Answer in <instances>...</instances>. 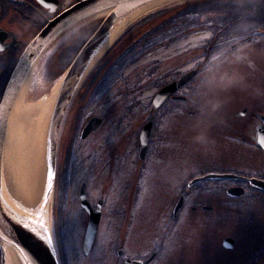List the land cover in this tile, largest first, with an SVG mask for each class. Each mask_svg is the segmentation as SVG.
I'll list each match as a JSON object with an SVG mask.
<instances>
[{"label":"flooded vegetation","instance_id":"af4514ba","mask_svg":"<svg viewBox=\"0 0 264 264\" xmlns=\"http://www.w3.org/2000/svg\"><path fill=\"white\" fill-rule=\"evenodd\" d=\"M76 1L78 0H73L72 3ZM71 4L68 2L63 6L61 1L56 11L51 13V5L44 6L36 0H0V103L3 101L7 82L27 44L51 18ZM235 21L240 22L238 19ZM238 40L232 49L233 56L224 55L218 60L220 65L228 66L227 78L218 88L220 100L193 98L191 95H196L197 88H190L191 80L174 93L184 95L186 98L183 100L168 97L157 108L152 107L151 99L128 100L132 106L140 102L137 113L145 112L137 120L133 118L134 108L119 110L120 115L116 122L124 127L120 128L123 132L115 141L108 140V137L104 147L110 155L113 146L117 150L115 154L119 150L121 154L116 161L113 159L111 168L107 167V164H111V158L104 159L102 167L114 171L120 169L119 173H123L122 175H128V169L134 170L129 180L131 183H128L131 194L125 195L127 198L122 200L125 201L123 206L137 192L136 196L139 198L141 193L142 199L144 187L149 183L154 185L150 184V187L157 189L169 182L174 174L178 177L180 174L187 175L183 181V193L179 194L183 197V202L181 207L174 211L177 199L166 217H155L158 224L152 228V218L149 223H145L141 218L127 217L126 206L124 211L104 212L109 203L107 196L97 197L85 187L91 209L94 210L98 200H101L98 230L104 221L106 231L99 236L97 230L89 250L84 253L83 239L88 213L78 204L79 187L83 183L81 181L78 187L76 186L74 200L84 222L80 224L82 229L78 236L73 239L72 249L76 255L73 264H135V261H145L150 256L153 258L145 264H264V186L259 185L264 183V150L255 145L256 138L264 137V35ZM202 64L203 61L198 65L194 64L193 68H198L196 76L216 69H202ZM247 75L256 79L253 85L247 83ZM186 87L187 91L183 93L182 90ZM98 100L104 104L111 101L106 98ZM176 109L186 114L176 115ZM129 110L134 114L129 115ZM151 115L148 146L141 157L139 135ZM93 116L100 117L101 121L97 127L100 128L105 122V116L90 117ZM185 117L187 118L184 120ZM188 117L197 118V121L189 120ZM181 120L188 125L183 126ZM197 128L202 139L203 128L205 136L210 135L211 139H215L213 135L216 136L215 150L209 151L205 145L199 147L197 140H194L190 145L182 146L180 143L177 147H164L168 154L165 158L159 152L163 147L151 146L150 140L154 131L171 142L169 138L173 131L186 133L187 130L190 132L191 129ZM160 129L163 131L159 132ZM130 132L132 151L129 167L126 162L120 164L121 159L126 160V152L122 151L123 147L120 148V145L127 143L125 138ZM85 139L79 142H87ZM74 150H78L77 147ZM85 150V154L80 151V157L75 155V160H88L89 147ZM177 156H183V159L182 164L176 168L174 165ZM192 165H197L201 174H197ZM208 173H218L225 177L191 183L193 178ZM126 191L125 189L124 192ZM157 191L160 192L159 189ZM239 191L241 194H237ZM60 213L59 226L63 235L61 234V239L58 238L62 245L59 252L66 250L67 246L66 241L64 242L67 210L63 211L62 207ZM109 213H112V217H109ZM109 221L111 227L108 226ZM147 226L151 229L145 233ZM145 234L151 241L144 242ZM5 247V243L0 241V264H12ZM73 255L62 252L60 264H68Z\"/></svg>","mask_w":264,"mask_h":264},{"label":"rangeland","instance_id":"374dc122","mask_svg":"<svg viewBox=\"0 0 264 264\" xmlns=\"http://www.w3.org/2000/svg\"><path fill=\"white\" fill-rule=\"evenodd\" d=\"M62 5L65 6L71 4L73 0H61ZM236 2L232 3H243L250 4L255 6L252 1L254 0H235ZM260 1V0H258ZM71 2V3H70ZM202 2H231L230 0H184L182 2H177L169 5H164L161 7H157L148 12H145L135 19L131 20L122 30L121 32L114 38V40L102 51V53L97 57L99 58L92 69L88 73L90 78V82L93 85L96 84L94 79L98 78V68L100 67L102 71L107 70L110 73V76H114L117 74L116 78L113 79V84L109 87V94L106 97L107 100H111L107 104H104L102 101L99 102L98 99H101V96L97 97V99L90 100V93L88 94V90H83L85 92L84 100L82 102L77 103V108L74 111L73 115L66 124L67 114L60 125V148H58V152L60 149V158L58 161V169H57V177L55 181V190L53 194H51L52 184H53V175H54V167L52 166L49 159V152H47L49 164V196L47 199L50 205L48 204L50 212L52 211L53 201H60V197L63 198L65 204L67 205V213L66 217V250L67 255L75 254V251L72 249L73 239H76L78 233L81 231L82 227L80 224L84 222L83 215L79 213L77 206L74 207V191L75 187L83 181L86 184V187L91 193L95 196H107V200L109 201L108 206L104 208V212H116V211H124V207H127V217H136L141 218L145 223L150 222V218H152V228L157 226V218L158 215L160 217L167 216L174 206L176 200L178 199L179 194L183 193L184 180H186L187 175L174 174L171 176L169 182H165L163 185L157 187L160 192L157 191L155 187H150V184L147 187H144L145 190L142 192L143 198L140 199L135 196L130 200L128 199L125 206L122 204V200L126 199L124 194L130 196L131 187L129 189L127 187L128 183L132 176L134 170L128 169V175H122L123 173H119L120 169L117 171L109 170L108 168L112 167L113 159L115 161L120 156V150L117 154L115 147L113 149L111 155L109 151L104 147V143L106 139L115 141V138L122 133L120 128H124L122 125L116 122L120 113L119 110H127L128 108H134L135 114L129 110V115L134 114L133 118L138 119L143 116L145 112H139L138 103L132 106L128 100H150L154 92L156 91L155 85L159 84L157 81L166 82L173 78L174 75H178L179 73L187 70L190 66H192L197 60L202 57L199 56L200 52L203 51L202 45L205 44L204 41L209 37L208 31H193L191 34L188 30L186 33L177 34L176 38L172 41H165L162 45H157L154 47H150L148 45L149 37L147 36L148 32L158 24L162 19L168 20L173 17H176L180 12L183 11L187 6L192 3H202ZM264 6V1H260ZM256 4V3H255ZM156 12H162L160 14L150 16ZM174 15V16H173ZM104 15L98 16L97 14L90 15L89 17L80 20L73 26L69 27L66 31L61 33V36L52 44H50L41 57L37 60L36 64L32 69V86L31 90L36 93V98L40 101H46L53 94V89L59 83V78L64 70L65 65L71 59V57L78 51L81 44L89 38L90 34L93 32L94 28L91 25L94 21H102ZM79 34V35H78ZM146 38L145 42H143L142 38ZM55 44V45H54ZM54 45V49L56 46L57 49L50 53L52 46ZM53 49V50H54ZM67 50V51H66ZM131 51L133 55H129L127 52ZM233 52V50H232ZM230 51L229 55H232ZM102 55V56H101ZM225 55V56H229ZM215 55L213 54L212 57ZM50 58V59H48ZM95 60V61H96ZM94 61V62H95ZM118 63V67H114L111 63ZM121 67V68H120ZM123 67V68H122ZM227 65H218L214 71H207L203 74H198L195 76L193 81L189 84L190 88H197L196 95H191L193 98L197 100L201 99H212L215 101L220 100L221 98L218 95L219 84L223 83L224 79L227 78L226 70ZM120 68V69H119ZM212 68V67H210ZM99 69V70H101ZM151 69L153 71L156 69V74L152 73L150 76V81L147 73H150ZM209 69V68H208ZM88 71V70H87ZM141 76L143 77L142 84L144 86L141 87V92L136 88V85L140 83ZM94 77V79H93ZM108 77V76H107ZM232 77V76H231ZM247 83L253 85L256 79L250 75H247ZM88 79V78H87ZM254 79V80H252ZM111 78L110 83L113 81ZM199 82V84H195ZM109 83V84H110ZM48 85V87H47ZM108 85V84H107ZM127 86V87H126ZM44 88L46 90H44ZM97 88V87H96ZM81 87L79 88V91ZM187 91V87L182 90L183 93ZM37 99H34L30 105H34L38 103ZM74 99V97H73ZM68 106V109H71V105ZM89 101L87 104L86 102ZM86 104V106H85ZM213 104V103H210ZM85 106V108H84ZM183 109L182 107H180ZM117 111V112H116ZM84 113V114H83ZM185 112H181V110L176 109V115H185ZM92 115H103L105 116V122L94 130L93 133L86 137L85 140L87 142L80 143L79 139V125L80 121L82 124L86 122V120ZM52 118V117H51ZM64 118V116H63ZM187 117L184 118V120ZM189 118V117H188ZM178 119V118H175ZM189 120L197 121V118H189ZM182 122L183 126L188 125V123L184 121ZM83 126V125H82ZM81 126V127H82ZM119 126V127H118ZM80 127V128H81ZM118 127V128H117ZM200 128V127H199ZM199 128L191 129L190 132L184 133L182 131H173L168 139H164L162 135H159L156 131L152 132V138L150 140L152 147H163L160 148L161 155L165 158L168 157L166 150L164 147H172L179 146L182 143V146L190 145L194 140H197V146H207L209 151L215 150V142H217L216 136L215 139H211L210 135L207 137L204 135L205 129H201L204 138H201V134L199 132ZM163 131L160 129L159 132ZM130 134H128L125 138L127 139V143L120 145V148L123 147L122 151L126 152V160H122L120 164L126 162L130 167V153L132 151V144L129 142ZM190 137V138H188ZM162 138V139H160ZM79 140V141H78ZM176 140V141H175ZM77 141L78 143H73ZM185 144V145H184ZM79 145V146H78ZM77 147L78 150H73L72 148ZM80 147V148H79ZM89 147V158L86 161L75 160L70 168H67V171H64V165L67 160L70 158L75 159V155L78 154L80 157V151L82 154H85L87 150L85 148ZM120 149L118 146H116ZM211 149V150H210ZM85 150V151H84ZM78 151V153H77ZM173 154V148L171 150V157ZM115 157V158H114ZM102 158V160H101ZM111 158L110 163L107 164L108 168L102 167L104 164V159ZM97 159L99 163H97ZM183 156H177L175 159V167L182 164ZM138 163V161L136 162ZM186 164V163H185ZM184 164V166H185ZM183 166V167H184ZM195 168V172L197 174H201L199 169H197V165L193 166L192 169ZM168 171H173L168 169ZM132 172V173H131ZM131 173V174H130ZM202 180V179H201ZM61 181L63 183H61ZM69 181V182H67ZM175 186H174V185ZM153 185V184H152ZM200 185V184H197ZM154 186V185H153ZM156 186V185H155ZM129 190V194L125 193L124 190ZM61 190V194H60ZM93 190V191H92ZM199 190V189H198ZM197 190V191H198ZM118 194V195H117ZM52 195V198H50ZM124 197V198H123ZM59 198V199H58ZM58 200V201H57ZM141 203H137L138 201ZM111 208V209H110ZM138 213V214H137ZM109 217H112V213H109ZM50 217V222H51ZM118 219V217L116 216ZM120 219V218H119ZM163 219V218H162ZM130 220V219H128ZM111 222H108V226H110ZM157 223V224H156ZM51 227V223H50ZM111 227V226H110ZM151 228L148 226L145 227L144 232L147 233ZM104 221L101 223V227L99 229V236L105 232ZM179 232V231H178ZM177 232V233H178ZM151 241L149 237L144 235V242ZM69 244V245H68ZM76 257L70 259L68 264H73Z\"/></svg>","mask_w":264,"mask_h":264},{"label":"bare ground","instance_id":"6f19581e","mask_svg":"<svg viewBox=\"0 0 264 264\" xmlns=\"http://www.w3.org/2000/svg\"><path fill=\"white\" fill-rule=\"evenodd\" d=\"M182 1L149 0L121 14L90 52L79 79L131 20L157 7ZM108 11V8L101 9L96 14L101 16ZM32 69L33 65L21 83L10 112L7 110L9 105L3 108V126L5 117L8 118L1 154L0 210L8 222L31 236L42 251L52 253L47 236L49 207L46 208L44 197L48 187L49 127L61 82L55 86L49 99L40 101L31 90ZM34 99L39 102L30 105ZM7 244L12 264H27L19 248L10 241Z\"/></svg>","mask_w":264,"mask_h":264},{"label":"water","instance_id":"95a60500","mask_svg":"<svg viewBox=\"0 0 264 264\" xmlns=\"http://www.w3.org/2000/svg\"><path fill=\"white\" fill-rule=\"evenodd\" d=\"M43 5L47 2H53V5L57 7V0H38ZM149 0H80L59 13L55 18L48 22V24L41 30V32L34 38L32 43L28 46L27 50L21 57L18 66L11 75V78L6 86L5 94L3 101L0 104V171H1V154L3 150L4 135H5V122L4 126L2 123V115L4 114L3 108L10 106V99L19 89V86L22 83V80L27 72L29 65L36 58L39 51L44 47V45L57 33L67 26L77 22L78 20L89 16L90 14L97 12L104 8L112 9L109 15L105 18L102 24L99 26L97 31L93 36L86 42L79 54L76 56L68 71L65 74L64 79L62 80L61 86L59 88L58 96L55 102V107L52 113V118L50 121L49 127V142L51 147L52 157L54 156L55 143H56V134L58 131L59 124L63 117L68 100L73 93L77 83L78 78L83 70V65L85 64L90 52L93 50L95 45L99 40L106 34V31L111 26L112 22L119 17L121 14L127 10L133 8L136 5L142 4ZM197 70H189L186 73L182 74L178 79L172 83L161 88L153 97L154 105H160L165 98L173 93L177 88L186 83L191 77L196 74ZM180 98V97H176ZM9 109V107H8ZM7 109V110H8ZM7 115V112H6ZM6 119V117H5ZM98 124L97 119H91L88 124L83 128L81 137L87 135L92 129ZM150 122L147 123V126L143 129V135L141 134V153H144L146 148L148 133H149ZM257 145L264 149V139L260 138L257 140ZM53 159V158H52ZM209 177V176H207ZM203 178L196 179L198 181ZM48 194V193H47ZM81 204L87 206L85 200L83 186L80 188ZM45 205L46 203V199ZM182 203V197L176 203L174 210L176 211ZM99 218V211L93 212L90 216V221L86 230V243H90L92 236L96 230L97 221ZM0 236L4 238L5 241H10L15 244L23 256L25 257L27 264H55L53 257L49 250L46 252L40 249V245L35 243L25 231L17 227L16 225L8 222L3 216L0 210ZM86 247V246H85ZM86 251V249H85ZM137 264V263H135ZM143 264V263H139Z\"/></svg>","mask_w":264,"mask_h":264},{"label":"trees","instance_id":"16d2710c","mask_svg":"<svg viewBox=\"0 0 264 264\" xmlns=\"http://www.w3.org/2000/svg\"><path fill=\"white\" fill-rule=\"evenodd\" d=\"M230 1L231 2L192 3L191 5L183 9V11L180 12L176 17L168 20L162 19L150 30V32H148V45L151 48L157 45L160 46L165 41L167 42L175 39L178 33H186V30L191 33L195 30L199 31L201 29H204L209 31L212 37V41L210 40V43L212 44L211 49L208 51L207 47H205L202 51L204 52V54L206 53V58H209L211 55H213L212 53L218 52L217 50L220 46L229 42H224L225 40H220L217 38L221 36L232 38L238 34H253L255 29L264 28V6L260 2L264 0L252 1L255 6L243 3H232L236 2L235 0ZM160 13L162 12H156L150 16H154ZM237 19L240 20V22H236L235 20ZM145 39L146 38L144 37L142 38L143 42H145ZM127 53L131 55V51H128ZM111 64L114 65L115 68L119 66L118 63L115 62H112ZM99 69L101 68L99 67L97 70L98 78L94 79L93 77L96 84L93 83L92 85L88 76V79L84 81L85 85L81 87L80 91L78 90L76 92L74 100L78 101L79 103L82 102V100L85 101L83 95L85 92H83V90H86V87L88 90L87 93H90L91 98L94 94H97V91L102 89L104 86H107V84L110 83L111 78L113 80L117 76V74L114 76H110V73H108L107 70L102 71V69ZM174 77L177 76L174 75L173 78ZM163 83L165 82L160 81L159 85ZM61 199L62 197H60V200ZM61 206V201H58V203L56 202L54 212L56 232H58V222L60 223L61 219Z\"/></svg>","mask_w":264,"mask_h":264},{"label":"snow or ice","instance_id":"6c2138e0","mask_svg":"<svg viewBox=\"0 0 264 264\" xmlns=\"http://www.w3.org/2000/svg\"><path fill=\"white\" fill-rule=\"evenodd\" d=\"M41 2H43V0H41Z\"/></svg>","mask_w":264,"mask_h":264}]
</instances>
